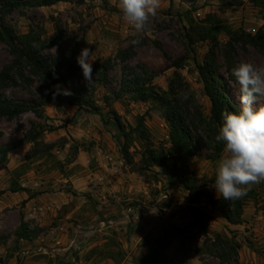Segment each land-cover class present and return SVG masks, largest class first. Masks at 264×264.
Here are the masks:
<instances>
[{"label": "rangeland", "instance_id": "374dc122", "mask_svg": "<svg viewBox=\"0 0 264 264\" xmlns=\"http://www.w3.org/2000/svg\"><path fill=\"white\" fill-rule=\"evenodd\" d=\"M118 5L119 0H60L50 7L22 8L0 16L2 31L38 34L47 42L43 54L48 58L65 55L73 44L81 43L82 49L93 52V70L103 63L113 65L108 86L94 90L98 115L54 98L36 77H30L28 83L15 77L3 90L6 98L16 102H48L42 107V119L30 113L13 120L0 118V146L16 144L33 123H39L46 130L42 141L53 149L51 158L27 161L25 156L32 147L24 145L9 152L7 162L0 165V264H220L204 243L215 234L240 244L238 264H264V182L253 185L244 197L237 225L229 224L217 206L198 200L193 206L204 214V236L186 191L176 181L166 180L164 168H154L155 177L140 175L125 165L122 140L104 98L127 128L148 112L145 122L155 146H165L167 127L149 111V105L112 100L124 65L115 56L137 38L124 24ZM207 16L247 34L263 26L251 0H161L160 10L138 37L141 43L127 62L147 66L154 74L153 83L166 90L174 64L182 60L180 73L205 115L210 106L202 94L195 63L203 62L208 45L188 35L189 26L201 25ZM219 41L225 43L227 38L220 35ZM235 57L239 63L264 64V54L242 43L237 45ZM217 59L222 65L220 54ZM11 62L8 48L0 42V71ZM225 70L222 66L220 72L228 84L227 93L240 108L238 85ZM260 104L264 99L258 98L254 106ZM139 150L137 144L130 150L134 162L139 160ZM205 155L202 151L188 165L216 200L219 197L210 184L217 161L211 162ZM17 188L29 191L25 193L28 200L20 198L23 192H11ZM175 229L183 230V235H177ZM165 236L168 245L163 247L160 240Z\"/></svg>", "mask_w": 264, "mask_h": 264}, {"label": "trees", "instance_id": "16d2710c", "mask_svg": "<svg viewBox=\"0 0 264 264\" xmlns=\"http://www.w3.org/2000/svg\"><path fill=\"white\" fill-rule=\"evenodd\" d=\"M58 1L60 0H1L0 16L9 15L22 8L50 7ZM251 3L259 10L263 21V26L254 34H247L242 30L234 31L211 16H207L201 25L191 24L189 26V39L195 38L208 45V53L203 62L195 63L202 94L209 102L208 115L203 113L195 93L180 73L182 60L174 64L175 71L167 83L166 90H162L153 83L154 74L147 66L127 64L134 57L135 46L130 43L128 48L117 52L115 59L124 65L121 68L118 90L112 93V100L126 99L134 104L149 105V111L155 112L167 127L165 146L153 144L145 122L148 112L137 118L134 127L127 128L122 124L120 116L111 108L110 100L104 98V105L108 109L113 127L122 140L121 154L125 165L135 173L140 175L151 173L155 177L158 174L154 173L153 169L164 168L166 180L169 183L176 181L186 191L191 205L190 210L195 215V221L199 223L204 236L207 233L202 219L204 214L193 206L198 200L205 199L217 206L220 215L232 225L240 224L243 212L244 198L228 201L219 197L213 200L207 187L201 186L200 180L190 171L188 163L193 158L201 157L202 151H206L205 159L211 162L218 160L223 146L217 144L214 137L222 123V112L240 110L227 93L228 84L220 72L221 67H225L224 73L234 80L231 70L239 63L235 57L239 43L249 45L264 54V0H251ZM220 35H224L227 42L221 43ZM0 42L6 45L12 57V62L0 71V118L13 120L29 113L37 119L43 118L42 107L48 100L26 104L4 96L3 90L13 82L15 77L27 83L30 82V77H36L49 94H53L54 86L59 85L61 89L71 93L70 95H56L69 107L88 110L97 115L100 113L93 97L94 90L98 86L103 88L108 86L109 71L113 67L111 62L103 63L98 69L93 70L92 81L87 84L76 60L84 47L81 43L73 44L65 55L48 58L43 54L47 42L32 31L25 35H15L10 31L0 30ZM218 54L222 57V65L218 62ZM181 91L189 92V100L181 101L179 98ZM45 131L42 124L33 123L16 144L0 146V165L7 162L9 152L24 145L32 147L25 156L27 161L38 157L51 158L53 146L42 141ZM135 144L140 146L138 162H134L130 152ZM169 161L170 164H168ZM11 192L28 193L29 191L17 188ZM175 232L179 236L184 233L181 229H175ZM160 243H163V247L168 245L166 236L160 240ZM204 243L208 253L218 259L220 264H238L239 243L220 234H215L213 238H205Z\"/></svg>", "mask_w": 264, "mask_h": 264}, {"label": "clouds", "instance_id": "9594fccd", "mask_svg": "<svg viewBox=\"0 0 264 264\" xmlns=\"http://www.w3.org/2000/svg\"><path fill=\"white\" fill-rule=\"evenodd\" d=\"M118 6L124 24L131 29L133 37H137L130 43L139 45L138 37L147 30L150 19L157 15L161 0H119ZM76 60L84 80L91 83L93 52L85 47ZM231 75L238 85L240 110L222 112V123L214 140L223 147L210 187L215 189L217 197L237 201L244 198L253 185L264 182V104L254 106L258 98L264 99V64L240 62L232 68ZM54 88V98L57 94H71L59 85ZM189 97L187 91L179 93L181 101H187Z\"/></svg>", "mask_w": 264, "mask_h": 264}, {"label": "crops", "instance_id": "0c3cea01", "mask_svg": "<svg viewBox=\"0 0 264 264\" xmlns=\"http://www.w3.org/2000/svg\"><path fill=\"white\" fill-rule=\"evenodd\" d=\"M20 195H21L20 198L22 200H24V201L28 200V196L25 193H21ZM34 202H36V199L35 198H33V205H34Z\"/></svg>", "mask_w": 264, "mask_h": 264}]
</instances>
